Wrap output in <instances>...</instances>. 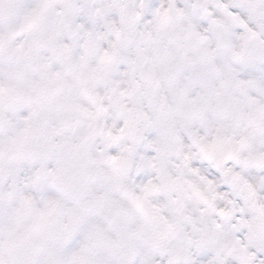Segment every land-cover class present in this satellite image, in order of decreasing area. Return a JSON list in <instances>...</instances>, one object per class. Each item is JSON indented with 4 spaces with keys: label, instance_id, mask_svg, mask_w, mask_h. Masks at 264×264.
Here are the masks:
<instances>
[{
    "label": "snow or ice",
    "instance_id": "obj_1",
    "mask_svg": "<svg viewBox=\"0 0 264 264\" xmlns=\"http://www.w3.org/2000/svg\"><path fill=\"white\" fill-rule=\"evenodd\" d=\"M0 264H264V0H0Z\"/></svg>",
    "mask_w": 264,
    "mask_h": 264
}]
</instances>
